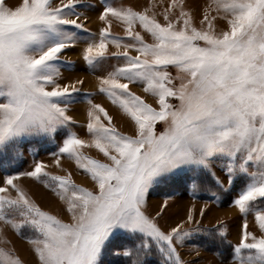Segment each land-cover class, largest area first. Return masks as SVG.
I'll use <instances>...</instances> for the list:
<instances>
[{
  "label": "rangeland",
  "instance_id": "obj_1",
  "mask_svg": "<svg viewBox=\"0 0 264 264\" xmlns=\"http://www.w3.org/2000/svg\"><path fill=\"white\" fill-rule=\"evenodd\" d=\"M149 246L264 264V0H0V264Z\"/></svg>",
  "mask_w": 264,
  "mask_h": 264
},
{
  "label": "trees",
  "instance_id": "obj_2",
  "mask_svg": "<svg viewBox=\"0 0 264 264\" xmlns=\"http://www.w3.org/2000/svg\"><path fill=\"white\" fill-rule=\"evenodd\" d=\"M133 240H138L137 236L132 237L130 235H119L116 239L115 242L116 244L119 243L123 245L125 243L127 244H134ZM142 264H171L169 261H166L164 256L162 254H159L158 251L155 250V247L149 246L146 249V253L144 256V261Z\"/></svg>",
  "mask_w": 264,
  "mask_h": 264
},
{
  "label": "bare ground",
  "instance_id": "obj_3",
  "mask_svg": "<svg viewBox=\"0 0 264 264\" xmlns=\"http://www.w3.org/2000/svg\"><path fill=\"white\" fill-rule=\"evenodd\" d=\"M46 200H47V199H46ZM52 205L54 206L55 204L52 202ZM21 251H23V252H22L23 256H25V257L28 256V257H29V255L27 254V251H26V250H23V249H22Z\"/></svg>",
  "mask_w": 264,
  "mask_h": 264
},
{
  "label": "crops",
  "instance_id": "obj_4",
  "mask_svg": "<svg viewBox=\"0 0 264 264\" xmlns=\"http://www.w3.org/2000/svg\"><path fill=\"white\" fill-rule=\"evenodd\" d=\"M106 157V156H105Z\"/></svg>",
  "mask_w": 264,
  "mask_h": 264
}]
</instances>
